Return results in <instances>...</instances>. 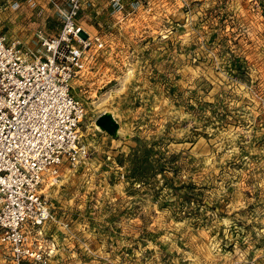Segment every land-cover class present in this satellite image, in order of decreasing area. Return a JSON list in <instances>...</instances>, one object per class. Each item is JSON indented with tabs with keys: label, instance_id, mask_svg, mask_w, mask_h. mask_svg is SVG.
Wrapping results in <instances>:
<instances>
[{
	"label": "rangeland",
	"instance_id": "374dc122",
	"mask_svg": "<svg viewBox=\"0 0 264 264\" xmlns=\"http://www.w3.org/2000/svg\"><path fill=\"white\" fill-rule=\"evenodd\" d=\"M78 22L103 45L71 80L88 152L45 190L49 264H264V0H87ZM60 25L0 0L27 48Z\"/></svg>",
	"mask_w": 264,
	"mask_h": 264
},
{
	"label": "built area",
	"instance_id": "2783aa9c",
	"mask_svg": "<svg viewBox=\"0 0 264 264\" xmlns=\"http://www.w3.org/2000/svg\"><path fill=\"white\" fill-rule=\"evenodd\" d=\"M61 18L38 46L0 32V244L9 264H49L55 242L45 190L88 152L81 132L85 107L72 93L84 53L103 45L78 22L87 0H50Z\"/></svg>",
	"mask_w": 264,
	"mask_h": 264
},
{
	"label": "bare ground",
	"instance_id": "6f19581e",
	"mask_svg": "<svg viewBox=\"0 0 264 264\" xmlns=\"http://www.w3.org/2000/svg\"><path fill=\"white\" fill-rule=\"evenodd\" d=\"M54 188H56V185L55 186H53Z\"/></svg>",
	"mask_w": 264,
	"mask_h": 264
}]
</instances>
